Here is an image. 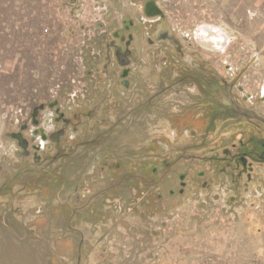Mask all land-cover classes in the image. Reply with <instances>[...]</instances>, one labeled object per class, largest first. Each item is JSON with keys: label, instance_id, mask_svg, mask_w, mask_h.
I'll return each mask as SVG.
<instances>
[{"label": "rangeland", "instance_id": "rangeland-1", "mask_svg": "<svg viewBox=\"0 0 264 264\" xmlns=\"http://www.w3.org/2000/svg\"><path fill=\"white\" fill-rule=\"evenodd\" d=\"M0 264H264V0H0Z\"/></svg>", "mask_w": 264, "mask_h": 264}]
</instances>
